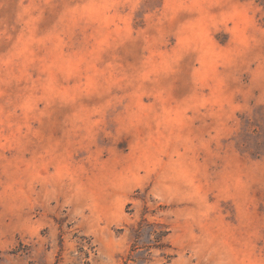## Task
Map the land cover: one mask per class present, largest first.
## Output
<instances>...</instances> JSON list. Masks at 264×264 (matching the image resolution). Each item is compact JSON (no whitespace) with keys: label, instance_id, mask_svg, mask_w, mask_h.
Listing matches in <instances>:
<instances>
[{"label":"rangeland","instance_id":"rangeland-1","mask_svg":"<svg viewBox=\"0 0 264 264\" xmlns=\"http://www.w3.org/2000/svg\"><path fill=\"white\" fill-rule=\"evenodd\" d=\"M0 264H264V0H0Z\"/></svg>","mask_w":264,"mask_h":264}]
</instances>
